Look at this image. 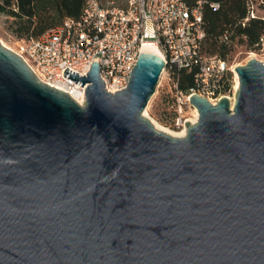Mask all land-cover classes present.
<instances>
[{
  "label": "water",
  "instance_id": "95a60500",
  "mask_svg": "<svg viewBox=\"0 0 264 264\" xmlns=\"http://www.w3.org/2000/svg\"><path fill=\"white\" fill-rule=\"evenodd\" d=\"M166 67L141 52L115 93L68 67L82 104L0 41V264H264V61L193 94L184 137L143 115Z\"/></svg>",
  "mask_w": 264,
  "mask_h": 264
},
{
  "label": "built area",
  "instance_id": "2783aa9c",
  "mask_svg": "<svg viewBox=\"0 0 264 264\" xmlns=\"http://www.w3.org/2000/svg\"><path fill=\"white\" fill-rule=\"evenodd\" d=\"M206 3L220 6L208 0L193 4L189 0H128L125 7L109 0H85L79 16H69L28 38L17 53L40 81L66 91L77 101L83 97L86 101L88 84L65 76L68 67L86 76L98 61L106 89L115 93L127 87L144 42L152 40L174 76L181 70L194 72V85L188 91L179 88L176 78L170 126L183 130L189 120L188 109H196L191 102L193 94L213 104L224 96L232 98L231 94L235 99V68L239 64L203 48ZM246 7L242 25L252 19L264 20V0H246ZM221 39L229 41V33ZM263 43L261 37L259 44Z\"/></svg>",
  "mask_w": 264,
  "mask_h": 264
},
{
  "label": "rangeland",
  "instance_id": "374dc122",
  "mask_svg": "<svg viewBox=\"0 0 264 264\" xmlns=\"http://www.w3.org/2000/svg\"><path fill=\"white\" fill-rule=\"evenodd\" d=\"M85 0H0V41L16 53L25 40L45 31L48 27L61 23L65 18L76 15L83 7ZM114 5L125 7L128 0H109ZM261 37H264V32ZM260 37V40H261ZM243 39V41H242ZM227 59L233 64H246L254 50L257 58L264 60V43L251 45L246 36H238L231 43ZM176 77L167 67L163 70L156 91L152 95L143 115L156 120L163 126L180 132L182 129L170 126L174 103ZM236 94V92H235ZM231 97L234 94L230 95ZM147 112L145 113V111ZM188 117L194 119L196 111L188 109Z\"/></svg>",
  "mask_w": 264,
  "mask_h": 264
},
{
  "label": "trees",
  "instance_id": "16d2710c",
  "mask_svg": "<svg viewBox=\"0 0 264 264\" xmlns=\"http://www.w3.org/2000/svg\"><path fill=\"white\" fill-rule=\"evenodd\" d=\"M208 1L219 2L220 6L219 8H213L209 3H206L205 5L204 26L206 30V38L204 40V51L209 54H217L220 57L227 59V56L232 49L231 43L238 36H246L251 45H260V37L264 32V20L252 19L245 26L242 25V19L246 16L247 12L246 0ZM189 2L193 4L195 3V0H189ZM81 10L76 15L72 16H79ZM225 33H229V41L221 39V36ZM175 77L178 80V85L181 90L188 91L194 85V72L181 70L176 72Z\"/></svg>",
  "mask_w": 264,
  "mask_h": 264
},
{
  "label": "bare ground",
  "instance_id": "6f19581e",
  "mask_svg": "<svg viewBox=\"0 0 264 264\" xmlns=\"http://www.w3.org/2000/svg\"><path fill=\"white\" fill-rule=\"evenodd\" d=\"M142 50L143 51H146V52H151V53H156V54H159L161 55V52L159 51V49L157 48V45L152 41V40H146L144 42V45L142 47ZM249 53V57L250 58H253V57H259L258 56V53L254 50L248 52ZM236 74V85H235V89L236 91L238 90L239 88V84H240V81H239V75L237 72H235ZM233 97L231 98V100L233 101ZM80 103H84L85 102V98L83 97L82 99L79 100ZM196 111V117L194 119H191L189 118L188 121H190L191 123H195L197 120H198V117H199V111L198 109L196 108L195 109ZM147 112V110L145 111V113ZM152 123L154 124V126L158 129V130H161V131H165L173 136H176V137H184L186 136V133H187V128H184L182 131L180 132H174L173 130L163 126L162 124H160L159 122H157L156 120L152 119Z\"/></svg>",
  "mask_w": 264,
  "mask_h": 264
}]
</instances>
